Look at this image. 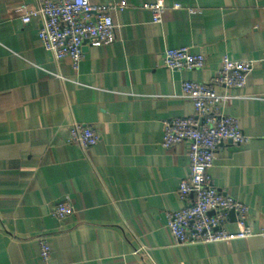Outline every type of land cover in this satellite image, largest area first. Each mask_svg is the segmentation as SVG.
<instances>
[{
  "label": "crops",
  "instance_id": "0c3cea01",
  "mask_svg": "<svg viewBox=\"0 0 264 264\" xmlns=\"http://www.w3.org/2000/svg\"><path fill=\"white\" fill-rule=\"evenodd\" d=\"M40 1L0 0V264H43L41 236L48 264H264V0H162L183 8L160 23L143 7L156 0H90L126 6L111 13L108 42L84 46L77 71L43 49L40 19L22 23L20 7ZM180 47L205 66L165 68V50ZM222 55L250 64L222 107L248 141L221 143L209 175L247 206L254 236L175 245L165 213L183 205L188 146L162 148L163 123L195 115L181 83L208 81ZM73 122L92 126L98 142L65 143ZM59 200L72 207L64 220L50 213ZM225 228L237 231L233 219Z\"/></svg>",
  "mask_w": 264,
  "mask_h": 264
},
{
  "label": "built area",
  "instance_id": "2783aa9c",
  "mask_svg": "<svg viewBox=\"0 0 264 264\" xmlns=\"http://www.w3.org/2000/svg\"><path fill=\"white\" fill-rule=\"evenodd\" d=\"M125 6L122 1L100 4L90 0H41L37 7L23 5L19 10L24 24L35 17L40 19L36 37L43 49L50 52L56 62L68 59L72 70L77 71L84 46L108 42L114 29L111 13ZM143 7L150 11L153 23L161 22L165 10L183 8L179 3L168 7L162 0ZM163 66L171 71L202 69L205 57L187 47L167 49ZM249 69V63L232 61L227 55H222L217 74L208 81L186 80L181 83L179 96L192 102L195 115L163 123L162 148H170L179 142H186L188 146V173L177 189L178 199L183 205L165 213L166 229L175 245L227 242L254 236L246 224L247 206L229 195L219 193L209 175L215 151L221 143L230 142L240 146L248 141L239 128L238 119L222 114V107L233 98L229 90L245 86ZM217 86L223 87L224 92L218 93L215 90ZM64 140L86 151L98 142L99 135L92 126L73 122ZM71 211L68 202L59 200L52 205L50 213L52 217L64 220ZM231 213L233 218L230 217ZM231 219L237 227L233 233L225 228ZM38 242L42 263L48 264L51 255L48 241L41 236Z\"/></svg>",
  "mask_w": 264,
  "mask_h": 264
},
{
  "label": "water",
  "instance_id": "95a60500",
  "mask_svg": "<svg viewBox=\"0 0 264 264\" xmlns=\"http://www.w3.org/2000/svg\"><path fill=\"white\" fill-rule=\"evenodd\" d=\"M230 217L233 218V213L230 214Z\"/></svg>",
  "mask_w": 264,
  "mask_h": 264
}]
</instances>
